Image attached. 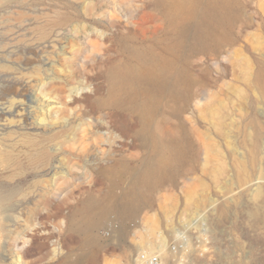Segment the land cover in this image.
I'll list each match as a JSON object with an SVG mask.
<instances>
[{
  "label": "rangeland",
  "instance_id": "rangeland-1",
  "mask_svg": "<svg viewBox=\"0 0 264 264\" xmlns=\"http://www.w3.org/2000/svg\"><path fill=\"white\" fill-rule=\"evenodd\" d=\"M175 2L0 0V264H131L137 232L197 213L208 253L184 264H264V0H229L205 51ZM119 71L164 85L120 89Z\"/></svg>",
  "mask_w": 264,
  "mask_h": 264
},
{
  "label": "bare ground",
  "instance_id": "bare-ground-1",
  "mask_svg": "<svg viewBox=\"0 0 264 264\" xmlns=\"http://www.w3.org/2000/svg\"><path fill=\"white\" fill-rule=\"evenodd\" d=\"M206 4L204 6L200 5L199 0H176L175 6L178 9L185 10L189 15H191L194 18V21L186 24L181 31V36L183 38H187L188 42L190 43V49H199L200 50H207L208 49V41L211 37L215 36V33L218 30L219 25L224 20H229L231 18L232 11H230V4L229 0H214V2ZM173 4L171 8L175 7ZM217 27V28H216ZM131 74V76H130ZM128 73L125 71H119L116 74V78L112 82V85L123 89L125 87H128L130 85H164V79L163 77H157V76H148L143 75L135 71L134 73ZM129 76V77H125ZM260 78V79H259ZM257 80L260 82H264V75L262 73L257 74ZM171 85H183L184 79L183 77H180L178 75L174 76L172 79ZM169 83V82H168ZM170 84V83H169ZM261 85V84H260ZM138 86V87H139ZM264 86V84H263ZM145 87V86H144ZM172 87V86H171ZM159 91H163V88H160ZM169 92H173V90H169ZM31 103H35V101H31ZM32 108V107H30ZM28 108V109H30ZM8 111H11L9 109ZM42 121L44 119H41ZM169 141V140H168ZM167 141V142H168ZM169 146L171 147L172 151L174 152L173 158L174 159H182L180 148L177 144H174L172 142H168ZM167 160H170L169 157L161 156L158 165L156 166L157 169H150L146 170L141 175V185L139 184L135 190L127 193L126 196L123 197L122 203L117 207H114V211L117 216H124V214H127L130 210L133 209V207L138 206L137 202V195L139 193V196L141 195L140 192H142L143 189L149 190L153 188L155 185H157L162 178L158 177V174L162 172L163 167ZM6 199L5 196L0 195V203ZM219 201V199H215L214 202ZM112 210V209H111ZM156 226L154 223H151L149 225V228H147L143 233L137 232L139 235V239L136 241H132L128 248L126 249L127 255L132 256L131 254L134 252H137L138 249H143V247L147 246L148 249L155 248L154 247V238L157 240H160L161 242L157 243L158 249L163 248L164 239L162 235H155ZM169 232V231H168ZM153 238V239H152ZM156 244V242H155ZM160 246V247H159ZM156 247V248H157ZM130 261L133 263L134 258L131 257ZM131 263V264H132Z\"/></svg>",
  "mask_w": 264,
  "mask_h": 264
},
{
  "label": "built area",
  "instance_id": "built-area-1",
  "mask_svg": "<svg viewBox=\"0 0 264 264\" xmlns=\"http://www.w3.org/2000/svg\"><path fill=\"white\" fill-rule=\"evenodd\" d=\"M219 197L213 199H219ZM218 203L219 201L212 202L203 216L206 214L212 215ZM206 230L203 228L202 214L197 213L191 220L186 222L179 221L178 225L172 226V229L161 233L164 239L163 248L144 249L138 252L132 264H184L186 263V257L192 252L201 255L207 254Z\"/></svg>",
  "mask_w": 264,
  "mask_h": 264
}]
</instances>
